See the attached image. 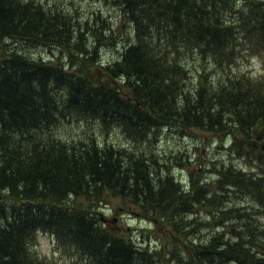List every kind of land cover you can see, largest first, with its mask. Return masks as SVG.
Returning <instances> with one entry per match:
<instances>
[{"label":"trees","instance_id":"16d2710c","mask_svg":"<svg viewBox=\"0 0 264 264\" xmlns=\"http://www.w3.org/2000/svg\"><path fill=\"white\" fill-rule=\"evenodd\" d=\"M108 1L130 31L94 34L88 48L86 20L38 0H0V264H50L36 253L39 231L89 264H222L234 256L239 264H264V250L245 245L244 230H257L249 221L234 242L222 232L196 244L190 217L197 203L207 201L200 174L188 186L176 182L168 169L158 173L150 151L152 132L164 126L230 138V154L260 172L230 165L218 171L217 188L230 196L253 195L264 209V76L251 80L225 70L246 54L264 59L263 1ZM9 42L62 49L69 61L32 59ZM101 44L121 46L119 58L96 62ZM186 53L222 59V77L211 79L213 72L199 64L192 79L182 61ZM74 115L105 133L122 132L134 150L89 135L61 137V120L70 123ZM112 197L162 223L170 244L149 250L112 232L99 211ZM227 209L232 213L224 211L225 221L239 218L240 209Z\"/></svg>","mask_w":264,"mask_h":264},{"label":"rangeland","instance_id":"374dc122","mask_svg":"<svg viewBox=\"0 0 264 264\" xmlns=\"http://www.w3.org/2000/svg\"><path fill=\"white\" fill-rule=\"evenodd\" d=\"M38 1L42 2L47 8L61 9L73 20H86V22H88V28L85 32V36L87 38L88 48H90V46L92 47V44L90 45V43L96 38L94 34H103L104 36H107L109 34H106V31L110 28L116 33L120 31V35L130 31L127 20H124V16L120 9L113 1ZM260 1H263L264 4V0ZM96 17H98L97 22H92ZM101 25L104 29H101ZM244 41H246L248 45V40ZM7 45L11 50H15L32 59L54 60L56 63H58L59 60V63L62 64H67L69 61L67 52L62 49L49 47L40 48L33 45L31 46V44H16L14 42H9ZM100 47L99 56L97 59L95 58L96 62L99 60L102 65H106L119 58L121 46H103L101 44ZM1 49L2 48L0 47V51ZM247 52L250 53L251 50L248 49ZM88 54H90V52ZM174 54L176 53L174 52ZM244 56H248V58L240 60V58L237 59V57L235 58V60L237 59L236 62L231 66L228 65L234 61L226 64L225 70L228 72V75H233V73H236L235 75H237V77L247 75L251 80L263 77V57L260 54H246ZM182 57L183 63L187 61L188 66L191 68L192 79L194 76V78L198 76L197 69H199V64L204 65L208 72H213L211 79L218 80V78L222 77V71L220 70L222 68L219 67L224 65L222 59H218L215 63L210 59L203 60L202 58L189 53H186ZM95 60L93 64L97 65ZM194 65L196 68L193 67ZM76 118H78L77 115H74L71 118L68 117L70 123L65 119L61 120L60 127L57 129V134L69 141L72 139H78L80 136L84 137L89 135L99 139L102 143H112L124 149H129L128 151L130 152L134 150V146L127 141L122 132L119 133L118 131L112 130L105 133L99 129L98 125L94 122H86L84 119L76 120ZM73 119L75 121L71 122ZM151 142V158L154 163L153 165L158 164L157 169L159 174H162L168 169L176 178V182H182L187 186L189 183L188 180H190V177H192L193 174H200L198 178L200 182L198 184L200 186H205L204 195L207 201L197 203V210L190 217V233L191 235H194V237L196 235L199 236L198 239H196V244L208 242L214 235H219L222 232L224 233L223 236L225 240L234 242L239 239L237 238L239 235H235V233H239L238 231L242 228V223L244 221H249L253 225H257V230L254 233L248 232L246 229L244 230L242 236H245L247 239L244 240L245 245L250 249L253 248V251L255 249H257L258 252L264 250L263 207L257 205V201L255 202L253 200V195L250 196L239 193V195L232 194L233 196H230L228 195V192L218 190L217 188L219 186L218 180L221 178L218 171L227 169L230 165H234L235 168L246 173H249L252 170L254 171V174L260 172L257 167L252 169L253 166L249 165L246 161L238 160L230 154V138L223 137V140L219 138L215 139L214 137L202 133L181 132L176 129L170 130L168 126H164L159 133L152 132ZM139 149H142V146ZM152 171L156 173L153 168ZM192 191L193 190H191V193ZM244 193L249 192L244 191ZM122 198L123 197L107 198L100 210L98 208L103 214L102 217L108 220L112 232L121 237H133V240L136 243L147 247L146 249L149 250L157 249L159 245L163 246L165 244H170L169 242L171 241V238L169 234L164 231L163 228H160V224L162 223H157L153 218L143 216L140 213H132L131 211L133 208L124 205L121 201ZM230 198L231 200H229ZM228 200L230 203L227 202ZM229 207L240 209L241 212H239V218L237 220L225 221V219L222 218L225 217L224 211L231 212L227 209ZM216 214L220 215V219ZM258 232L260 234L262 233L260 238L256 236ZM191 235L189 234L188 236L190 237ZM35 242L36 253L50 264H89V262H86L83 257L73 250V248L58 247L55 238L51 234L39 231ZM173 242L178 243V241L176 242L174 240ZM239 262V256H234L227 258L226 262H223L222 264H239ZM258 262L261 264L260 261Z\"/></svg>","mask_w":264,"mask_h":264},{"label":"bare ground","instance_id":"6f19581e","mask_svg":"<svg viewBox=\"0 0 264 264\" xmlns=\"http://www.w3.org/2000/svg\"><path fill=\"white\" fill-rule=\"evenodd\" d=\"M133 23V22H132ZM126 26V25H125ZM136 27V26H135ZM130 33V32H129ZM128 39V38H127ZM17 44V43H16ZM32 45V44H31ZM24 48V47H23ZM16 53V52H15ZM198 53V52H197ZM192 54V53H191ZM35 55V54H34ZM188 55V54H187ZM39 58V57H38ZM203 59V58H202ZM201 59V60H202ZM196 64V63H195ZM208 64V63H207ZM218 64V63H217ZM201 67V66H200ZM217 70V69H216ZM219 71V70H218ZM212 73V72H211ZM208 74V73H207ZM185 77V76H184ZM195 77V76H194ZM209 80V79H208ZM74 124V123H73ZM97 126V125H96ZM60 127V126H59ZM60 131V130H59ZM206 135V134H205ZM183 139V138H182ZM222 148V147H221ZM122 149V148H121ZM225 162V161H224ZM160 164V163H159ZM185 164V163H184ZM193 165V164H192ZM200 165V164H199ZM200 167V166H199ZM190 168V167H189ZM165 169V168H164ZM212 172V171H211ZM209 173V172H208ZM196 221V220H195Z\"/></svg>","mask_w":264,"mask_h":264}]
</instances>
